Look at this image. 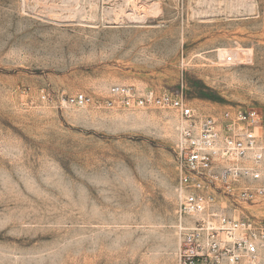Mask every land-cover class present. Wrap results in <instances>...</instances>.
<instances>
[{
	"label": "rangeland",
	"instance_id": "374dc122",
	"mask_svg": "<svg viewBox=\"0 0 264 264\" xmlns=\"http://www.w3.org/2000/svg\"><path fill=\"white\" fill-rule=\"evenodd\" d=\"M113 86L264 142V0H0V264H177L178 116Z\"/></svg>",
	"mask_w": 264,
	"mask_h": 264
},
{
	"label": "built area",
	"instance_id": "2783aa9c",
	"mask_svg": "<svg viewBox=\"0 0 264 264\" xmlns=\"http://www.w3.org/2000/svg\"><path fill=\"white\" fill-rule=\"evenodd\" d=\"M231 59H228L230 62ZM124 107L171 110L178 116L174 147L177 264H264V142L261 115L238 109L207 115L182 97L113 86ZM83 94L60 101L84 107Z\"/></svg>",
	"mask_w": 264,
	"mask_h": 264
},
{
	"label": "bare ground",
	"instance_id": "6f19581e",
	"mask_svg": "<svg viewBox=\"0 0 264 264\" xmlns=\"http://www.w3.org/2000/svg\"><path fill=\"white\" fill-rule=\"evenodd\" d=\"M152 12V11H151ZM145 15V14H144Z\"/></svg>",
	"mask_w": 264,
	"mask_h": 264
}]
</instances>
